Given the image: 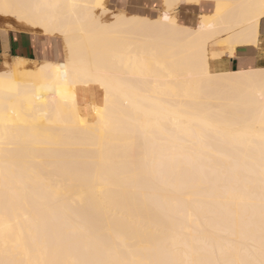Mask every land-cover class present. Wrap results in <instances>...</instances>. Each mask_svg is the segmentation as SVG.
Returning <instances> with one entry per match:
<instances>
[{
	"label": "bare ground",
	"instance_id": "bare-ground-1",
	"mask_svg": "<svg viewBox=\"0 0 264 264\" xmlns=\"http://www.w3.org/2000/svg\"><path fill=\"white\" fill-rule=\"evenodd\" d=\"M153 1L0 0L66 52L0 71V264H264V0Z\"/></svg>",
	"mask_w": 264,
	"mask_h": 264
},
{
	"label": "crops",
	"instance_id": "crops-1",
	"mask_svg": "<svg viewBox=\"0 0 264 264\" xmlns=\"http://www.w3.org/2000/svg\"><path fill=\"white\" fill-rule=\"evenodd\" d=\"M119 1L126 2V0ZM153 3L156 2L151 0L152 5ZM182 8L183 23L188 26L198 25L200 15L210 11L208 5L205 8L184 5ZM33 31L6 28V26L0 24V65L6 68V65H9L13 59L38 62L65 60V47L64 51L61 48V43L64 46V42L60 37L46 36ZM214 49L216 52H226L220 58L215 59L214 62L212 61V65L218 66L217 68L220 67V71L264 68V19L260 24L258 45H239L232 57L228 55L226 46H219Z\"/></svg>",
	"mask_w": 264,
	"mask_h": 264
},
{
	"label": "rangeland",
	"instance_id": "rangeland-1",
	"mask_svg": "<svg viewBox=\"0 0 264 264\" xmlns=\"http://www.w3.org/2000/svg\"><path fill=\"white\" fill-rule=\"evenodd\" d=\"M106 6L111 12H118V11H122L125 9V11L127 13L141 12V13H144L147 16L152 17V18L157 17L160 14V11L163 9L161 2H156V3H153V5H152L151 2H148L146 0H126L125 3L120 2L119 0H107ZM183 6L184 5H182L181 7H183ZM205 6L206 5H203V6H201V8H205ZM181 7L178 8V10L181 9ZM150 8H152V9L150 10ZM209 9L211 11L210 6H209ZM182 11H183V8L181 10H179L178 15H179V20L183 23L184 21H183ZM210 11H208V12H210ZM108 18H110V17H108ZM4 21H5V18L0 17V24H2ZM9 23H11L12 25H9ZM2 25L6 26L8 28H15L16 27V29L21 28V30H26L22 25L16 23L15 21H13L12 19H9V18L6 19V21ZM191 26H195V25H191ZM27 30L33 31L32 29H27ZM33 32L40 33V31H38V30L33 31ZM61 48L64 51V46L62 43H61ZM10 66H11V64L6 65L7 68H5L2 65H0V71L7 70L10 68ZM94 89L92 90L93 93L90 91L92 93V95L89 93L87 94V97H85L86 94L84 95L85 98L83 97V100H84L85 107H86V105L88 107L91 101L99 102L101 100V97H102L101 91L97 87H95Z\"/></svg>",
	"mask_w": 264,
	"mask_h": 264
}]
</instances>
